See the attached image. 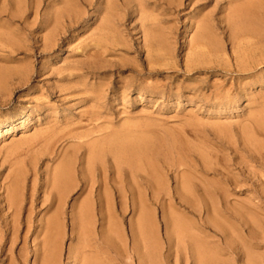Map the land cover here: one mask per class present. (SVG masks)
<instances>
[{
	"label": "rangeland",
	"instance_id": "1",
	"mask_svg": "<svg viewBox=\"0 0 264 264\" xmlns=\"http://www.w3.org/2000/svg\"><path fill=\"white\" fill-rule=\"evenodd\" d=\"M110 1L0 0V28L19 44H0V122L29 110L26 128L0 140V264H34L40 219L55 213L60 264L77 250L97 264H151L150 251L154 264H194L186 243L169 244L172 214L217 264H264V130L253 117L264 116V0ZM193 53L202 61L186 68ZM245 63L255 69L244 73ZM110 131L142 137L144 154L92 165L83 236L72 211L88 191L76 188L58 208L51 181L69 157L82 180L88 144Z\"/></svg>",
	"mask_w": 264,
	"mask_h": 264
},
{
	"label": "bare ground",
	"instance_id": "2",
	"mask_svg": "<svg viewBox=\"0 0 264 264\" xmlns=\"http://www.w3.org/2000/svg\"><path fill=\"white\" fill-rule=\"evenodd\" d=\"M129 1H137V0H129ZM1 15H3V14H1ZM8 20H10L11 24H13V23H15L17 21V19L14 20L12 17H8ZM6 29H7L6 27L0 28V44L8 46L10 48H13L14 46H18L19 44H16V42H14V39L18 38V36H13V34H11V32H6L7 31ZM206 29L207 28L204 25H201L199 27L200 33L198 34V42H197L199 46L202 45L201 39L204 38V35L206 33ZM188 36H189V33L186 32L184 40H186V38ZM201 61L202 60H201L200 54L199 53H193L191 55V58L189 59V61H187L186 68L193 69L194 67H197L200 64ZM238 66H239L240 70L243 71L246 74H247L248 71H250L252 69H255L254 67H252L251 64H248V63L241 64V65H238ZM2 71H4V70H2ZM2 71H0V80H2V76H3L2 75V73H3ZM238 101L239 100L237 99L234 102L237 103ZM253 117H254V119H256V122H258L260 124V126H262L261 129L264 130V116H260L258 118V116H254L253 115ZM28 119H29V110L26 107H22L20 112L18 113V115L15 118H13V117H4L2 119V121L0 122V140H4L5 137H6V134L14 131L13 129H25ZM91 121H93V120H91ZM94 126L95 125H93V127ZM96 128L97 127H94L93 129H91L92 132ZM87 133H88V130H87ZM103 137H106L105 141H98L97 140V142H93V143L88 144V149H87L88 164H87L86 167L82 168V170L80 171V175L82 177V180H80V179L78 180V178H80V177H78V178L75 177L74 173L72 172V169H73L72 167H73V162H74L73 160L74 159L71 160V157H69V158H66V159H64L62 161L60 160L61 162L57 165V167L55 169V172L53 174L52 181H51L52 189H55V191H56L55 197L59 198L58 199V204H57L58 208L60 207V204L61 205L64 204L66 198H68L69 194L73 190H75L76 188L84 187L85 190L88 191L87 192V197H85L86 198L85 201L80 203L77 207L75 206L73 211H72L73 214H74L73 218H77V220H78L76 224L74 223V225L77 226L79 224V227L81 228L80 230H82V232H83L82 233L83 236H84V234H87V231H88L87 230V224H88V220H89V215L88 214H89V210H90V207H91V201L89 200V198L91 197V193H93L92 192V188L94 187V182H90V180L88 179L89 178L88 177V173L90 172L92 165H94L96 162L103 161V159H105V157H107L108 155H111L113 157V159L117 163H119L121 161H126L127 162V161L131 160L130 158H136L137 159V157H139V155L144 154V146L142 144V141H143L142 137H141V139H137V136H133L132 134H129V133L126 134V133H120V132H113V133L111 132L109 135L107 134V136L103 135ZM139 138H140V136H139ZM247 138L250 141V139H249L250 137H247ZM95 139H97V138H95ZM252 145H254V144L252 143ZM254 147H255V149L259 150V149L262 148V145L257 143V144L254 145ZM59 156H61V155H59ZM185 158H187V157H185ZM76 162H74V163H76ZM19 177L21 178V176H19ZM19 177H17V178H19ZM118 182H120V181H118ZM183 182H184L185 186L181 188L182 189L181 192L184 193V195L186 196V194L190 193V191L188 190V187H186V184L189 183L188 177H185ZM16 184H17V182H16ZM99 190L101 191L100 194L98 195V197H99V208H100V213H101V216H102L101 221H102V223H107L110 220L109 218L111 217V214L109 212V209L107 210V207L109 208V206H110L109 202H106L107 199L105 198L106 197L105 195L102 196V194L105 192V186L99 185ZM51 191L49 193H51ZM118 193H119L118 196L121 198L122 194L119 191H118ZM17 197L18 196H15L14 194L10 193L8 195V197H6L4 199L8 209H14L15 208V211L18 210L17 209V204H18ZM136 199H138V198H136ZM13 206H15V207H13ZM133 207H134V205H133ZM196 207H198V206H196ZM166 208H169V207L167 206ZM170 213H172V211ZM58 215L59 214L55 213V214H52L50 217H47V218L43 217V218L40 219L41 223L39 225V229L41 230V228H42V229H44L46 231L42 232L41 234H39L38 236L35 237L36 244L37 245H41V246H40V249L36 250V252H35L34 264H60V262H59V250H60L59 247H60V243H58L56 241L57 234L59 233V218H58ZM172 215L173 216L166 217L167 218L166 219L167 227L175 228V230L173 232H170V235H169L168 241H169L170 246L174 247L175 245L178 246L181 243L182 244L186 243L185 244L186 247L184 246V248H186L185 250L188 251V254H190L193 257L194 264H217L215 255L211 254L209 252L210 250L206 249V247L204 246L203 242L199 240L198 236H196L193 232L190 231L189 224L186 222V220L182 219V218H179V217H176L175 216L176 214L175 215L172 214ZM215 222L216 221L212 220L211 224L216 225ZM146 224H147L146 222L141 221V223L139 222L138 225H137V222H136L135 228L137 229V226H138V228H140V227L142 228V226L146 227ZM135 233H136V236H137L136 237V241H138V243H142L144 245V248H145V246H147L148 235L145 234L143 229H141L138 233H137V230H136ZM173 236H174L175 239H177V241H175L174 238H172ZM79 241L83 242V244H84V243H87L88 238H84V239L82 238V239H79ZM86 247L83 246L84 250H85ZM242 252L244 253V251H242ZM89 253H91V251H89ZM92 253H94V252H92ZM76 254L77 255L74 256V257L72 256V253L69 254L68 259H70L71 262H69L68 264H97L98 263V262L96 263V260H93V259H90V258L86 257V255L88 253L86 254V252H82V250H77ZM148 254L151 257V262L150 263L154 264L153 260H154L155 256H152L153 254H152L151 251ZM78 255H79V257H78ZM173 255H174V253H173ZM258 255H259V253H258ZM94 256H95V259H96L97 258L96 255H94ZM139 256H140V258L142 257L140 254H139ZM247 259H249V257ZM174 261H175V259H174ZM10 264H16V263L12 262Z\"/></svg>",
	"mask_w": 264,
	"mask_h": 264
}]
</instances>
